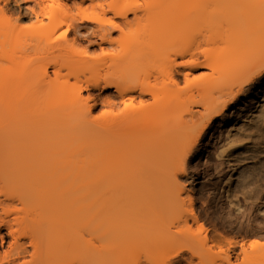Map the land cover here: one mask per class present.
I'll use <instances>...</instances> for the list:
<instances>
[{"label":"bare ground","instance_id":"6f19581e","mask_svg":"<svg viewBox=\"0 0 264 264\" xmlns=\"http://www.w3.org/2000/svg\"><path fill=\"white\" fill-rule=\"evenodd\" d=\"M4 1L7 2V0ZM33 1L39 6L41 13L55 6L66 7V4L60 5L59 0H49V5H44V0ZM83 1L81 0V3H76V5L81 8ZM139 1L134 0L131 3L118 5L109 3L108 6L113 14L107 21H112V23L106 22L98 28L88 29L87 36L94 39L88 41L87 45L99 46L101 50L99 54L109 58L108 65H104L105 68L101 67L93 71V64L94 61H98V56L93 55V57L91 54L90 56L85 50L84 53L82 52L85 54L82 57L84 59L79 63L77 71L75 70L77 74L83 75L82 79L78 80V91L69 92L72 94L70 95L68 89L65 90L64 87L62 91L60 90L61 93L54 90L55 93L61 94L60 96L57 94L58 97H56L54 93H51L53 100L50 95L46 97L47 100L42 99L41 102L42 97L40 96L42 95L39 96L37 93L36 97L33 93L34 95L26 101L28 102L26 109L21 110L18 109L20 99L16 97L19 82L14 70L16 60L14 61L11 52L14 47L12 45L14 35L9 28V22L6 21L9 18L5 17L6 10L0 7V18L5 17V21L0 19V57L1 53L5 54L7 62L5 67H0V249L7 243L5 244L6 249L2 251L3 254L0 252V264H82L85 261L84 264H87L89 262L87 260L95 256L91 252L110 251L116 243L118 234L110 231L108 227L103 207L107 203L103 195L96 196V188L103 189L127 168L130 170V168L141 165L142 169L152 177L165 179V176H168L166 177L169 180L168 187L171 184L170 192L177 197L176 200L183 201L184 197L189 199L188 192L184 190L185 186L177 179V173L181 174L185 170L183 163L186 154L209 127L214 117L219 116L236 92L242 90V85L238 86L239 88L237 87L235 91L227 87L233 75L250 74L246 82L254 81V66L258 65V60L261 61L260 56L259 59L258 56H254L256 39L254 23L249 26L252 28L248 31L242 32L241 30L238 35L231 30L232 33L228 32L223 35L221 26L225 24L227 28L233 29V26H237L245 18L250 20L248 16L254 14V6H258L260 10L263 9L259 13L264 14V0H239L243 2L235 5L238 8L231 6V2L234 3L235 0H147L143 3ZM13 3L18 17L34 11L32 8L21 7L17 4V0H13ZM226 3L236 9L230 11L226 8L225 13L218 15ZM138 12L140 15H137ZM154 13L156 17L152 18ZM128 14L133 15L134 21L138 18L143 19L141 15L146 16L147 14L153 21L150 22L151 25L147 21L152 30L150 27L146 28L149 29V33L143 35L139 31L127 35L122 34V26L130 23L127 19ZM61 22L52 21L48 31H53ZM67 27L72 26L67 24ZM76 28L77 26L72 28L75 33H77ZM113 32H119V37L116 38L118 40L115 39L116 42L112 38ZM47 36L49 35L44 37L45 42ZM199 36L201 39L198 38ZM117 41H120L121 48ZM121 41H125V44L123 45ZM103 44L112 45L111 47L118 45L121 50L107 55L108 51H103L105 49L102 48ZM167 44H171V46L168 45L171 49L168 50L169 53L165 50V52L159 51L167 47ZM65 47L53 44L48 39L45 49L53 52L61 51ZM241 48H246V51L250 50V53H245V51L238 54V49ZM57 56L55 55L58 59ZM55 59L53 58L51 63L57 72L58 63ZM159 60L167 62L166 71L155 68L161 63ZM196 68H205L208 72L189 78L191 71ZM45 71L44 69V74ZM85 71L89 72L88 75ZM152 73H154L153 78L151 77L153 82L149 80ZM258 74L264 75V68ZM158 75H163V79ZM182 81L187 85L197 82L202 90L216 88L217 95L214 97L201 96L197 100H192V98L184 99L176 96L178 92L170 93L177 90V86ZM83 87L84 89L88 87L114 88L116 96L120 97L118 100H121V105H123L122 110L116 116L114 115V119L112 118V122L101 129L103 131L100 132L97 140L100 146L98 145L99 155L96 159H93L95 146L92 142V144L89 143L90 145L85 144L87 145L85 148L82 144H80L82 147H74L61 143H35L32 134L26 139L18 137L15 124L16 114H90L88 113L90 106L84 101L85 99L83 100L79 91ZM165 87L169 89L164 92ZM225 95H229V100L219 102L220 98L222 99ZM148 97L152 99L150 102L159 105L156 109L145 112ZM114 104L112 103L111 107ZM183 105L186 111L185 114H180ZM192 105L200 106L208 114H196L192 110ZM165 109H173V113L162 114ZM38 123L37 121L33 124L37 127ZM262 129H264V109H258L250 115L247 124L238 126L235 133L226 136L227 146L221 148L222 150L220 149L217 154L220 158H226L227 168L230 171L226 181L229 182L232 179L233 182L241 183L243 177L240 178L241 173L239 172L241 171L239 170L254 165L261 157L264 158V150H259L263 146L260 143H264V135L263 139L260 137L262 136L260 133L263 134ZM124 143L126 145H123ZM143 147H148L149 150L153 147V149L141 159L138 155ZM135 151H138V155ZM126 152L129 154L127 155ZM164 155H169V162L158 164L159 159ZM98 170L102 171V175L96 178L93 172ZM109 194L112 197L113 193ZM139 195L138 197L136 195L134 199L137 208L145 205L144 198L149 197L145 193L143 195L147 197ZM96 197L100 203L98 211L95 210ZM149 205L148 203L146 209L152 210V206L150 205V208ZM218 237L212 238L211 243L223 241L230 246L234 245L231 239L220 234ZM253 241L256 242L255 245ZM246 244L251 251H264L262 240L254 239ZM81 245L84 246L81 247ZM159 253L162 252L159 251ZM240 253L242 255L248 253L244 244L240 245ZM90 254L93 255L89 256ZM81 255H83L82 259ZM230 256L226 254L224 260H229ZM105 264L109 263L105 261Z\"/></svg>","mask_w":264,"mask_h":264},{"label":"rangeland","instance_id":"374dc122","mask_svg":"<svg viewBox=\"0 0 264 264\" xmlns=\"http://www.w3.org/2000/svg\"><path fill=\"white\" fill-rule=\"evenodd\" d=\"M32 1L17 0V4H20L21 7L32 8L35 13L34 15L33 12H28L24 16L18 17V13H16L15 7L12 5L14 4L13 0H7V2L0 0V7L6 10L5 17H9V21L8 19L6 21L7 23L9 22V28L14 35L12 44L14 47H12V51H7H11L14 61L16 60V64L14 62V70L19 81L17 83L16 97L20 99L18 104V109L20 110L26 109L28 105L26 101L32 95L35 94L34 96H36L37 93L39 96L42 95L40 96V98L42 97L40 99L41 102L44 99L47 100L50 95L52 98L53 94L51 93H54L56 97L60 96L61 94L59 95L58 93H61L64 87L65 90L66 88L68 89V93L78 91V80L79 78L82 79L83 75L77 74L78 72L76 73V71L80 66L79 63L84 59L82 57L85 55L83 54L85 50L88 55L98 56V61H94L93 71L101 69V67L105 68L109 63V58L99 54L101 52L99 46L87 45L88 41L94 39L91 36H87L88 29L92 27L98 28L104 25L108 19H111L113 12L110 6H108L109 3H117L118 5L131 3L134 0H84L81 8L76 5V3H81V0H59L58 3L60 5L66 4L65 8L55 6L49 10L46 9L47 11L45 10L44 14L40 12L39 6L35 4L36 2ZM146 1L140 0L139 3ZM239 2V0H235L230 5L238 8L235 5L243 1ZM43 3L44 5H49L50 1L44 0ZM226 5L223 6L222 12H218V15H220L219 13H225L226 8L227 10L230 9V11L236 9L231 7L229 3H226ZM261 10L258 6H254V14L248 16L250 20L249 18H245L243 22L237 24V26H233V29L227 28L228 26L225 24H223L225 27L221 26L223 35L231 31H234L238 35L241 30L242 32L248 31L252 28L249 26L254 23V32H256L254 34H258L257 36L254 35L256 37V39L254 37V56H258V59L261 57V61L258 60V65L254 66L253 82H246L250 74L233 75L227 87L235 91L238 86L242 85V90L238 93L236 92V95L232 91L236 97L234 96L230 100L229 95H225L222 99L220 98L219 102L228 99V106L219 116L214 117L209 127L200 135L199 139L191 147V150L186 154L183 163L185 170L181 174L178 172V176H176L179 183L181 182L185 186L184 190L188 192L189 199L182 195L184 200L181 196L183 201H177V197L170 192L171 184L168 187L169 180L168 178L166 179L168 176H165V179L152 177L146 170L142 169L141 165L138 167H134V165L131 166L134 168L129 167L130 170L127 168V170L120 172L103 189L96 188V196L103 195L107 203H105V206L103 205L105 216L110 231L118 234L116 243L113 244L114 247L110 251L91 252L95 256L92 254L93 258L87 260V262L89 261L87 264H105V261L109 264H264V251H251L248 244H246L248 241L254 239L264 242V158H259L260 160H257L254 165H250L251 167L241 168L239 170L241 172H238L239 174L241 173V177L240 175L239 177L243 178L242 182L240 181L241 183H239L233 182L232 179L229 182L228 180L226 181L228 173L230 174L226 158H220L217 155L221 148L223 149L227 146V143L225 144L227 142L225 141L226 136L235 133L238 126L247 124L250 115L256 110L264 109V75L258 74L264 68V16L261 17L264 14L260 15L259 12ZM41 14L43 15L40 16ZM141 14L143 15L144 11ZM147 14L146 16L141 15L146 20L142 18L140 20L137 17L138 20L136 19V21L138 22L133 20L132 14H128L127 19L128 23H130L122 26V34L137 33L136 31L141 32L142 35L149 33V29L146 28H151L152 18H155L156 15L154 13L150 20V16H147ZM5 17L0 19L5 21ZM220 18L222 19V17ZM52 21L62 22L53 31L49 32L48 27ZM147 21L149 23L152 22L149 25ZM67 24H70L72 27L68 28ZM76 26L77 33L72 29ZM224 28L227 29L223 30ZM234 33L233 35H235ZM45 35H49L46 42L49 39L53 44L64 45L66 47L61 51H53L54 53L48 52L47 50L49 49H45ZM118 35L119 32H113L112 38L115 40L119 37ZM198 38L201 39L200 36ZM121 42L123 45L125 44V41ZM117 44L120 47V41H117ZM118 45L111 47L112 45L103 44L102 48H105L103 49V51L105 50L104 52L108 51L107 55H111L118 52ZM168 45L171 46V44H167V47L165 46L163 49L158 48L159 51L163 50V52L167 51L166 53H169L170 51L168 52V50L171 49ZM246 50V48H241L240 50L238 49L237 53L241 54ZM248 51L245 53L249 54L250 50ZM55 55H58V59ZM99 57L101 58L99 59ZM53 58L57 59V72H55L51 63ZM50 59L52 60L51 62ZM159 61L161 63L159 65L156 63L157 67L155 66V68L161 71L165 70V68L167 69V62ZM159 61L156 62L159 63ZM6 65L5 54L1 53L0 67H5ZM152 67L154 66L152 65ZM44 69L47 76L44 74ZM180 69L182 68L180 67ZM205 72H208L205 68H196L191 71L192 74L189 75V78L198 77ZM154 73L151 74L150 78ZM158 76L163 79V75ZM150 78L149 80L153 82V77ZM196 83L192 82L190 85H187L182 81L177 86V90H173L170 93L178 92L176 96L184 99L192 98V100H197L201 96L214 97L217 95L216 88L202 90L200 85ZM168 89V87H165L164 92ZM52 90L58 93L52 92ZM79 91L83 100L85 99L84 101L90 106V112H88L90 114H16L15 124L18 137L26 139L32 134L35 143H61L67 146L73 145L74 147L81 146L80 144H82L85 148L92 142L95 146L93 159H96V156L99 155L98 145L100 146V144L99 142L97 143V140L100 132L103 131L101 129H104L109 122H112V118L122 110L123 105H121V100H118L119 96H116L117 93L114 88L88 87L84 89L83 87ZM150 100L152 99L148 97V103L144 108L145 112H150L159 105L155 102L153 104ZM112 103H116L117 105L114 104L113 106L117 107H111ZM134 103L136 104L137 102ZM185 109L186 107L183 105L180 114H185ZM192 110L196 114H208V112L197 105H192ZM172 113L173 109H165L162 112V114ZM37 121L39 125L35 127L33 123ZM262 131L263 134L260 133L262 135L260 137L263 139L264 129ZM56 140L58 142H55ZM260 144H263V146L259 150H264V143ZM123 145L126 144L124 143ZM148 147L141 148L139 155L138 151H135V153L142 159L153 149L151 147L152 149L149 150L150 148ZM126 154L128 155L129 153L126 152ZM167 162H169V155H164L159 159L158 164H166ZM93 175L98 178L102 175V171H95ZM109 193H113L112 197L109 196ZM144 193L149 197L143 195ZM139 194L147 198L142 197L146 200L144 202V199H142L144 204H146L137 208L135 207L134 199ZM184 194L186 195V193ZM95 201V210L98 211L100 204L98 198ZM147 202L152 206L151 208L149 205L152 210L146 209L148 207ZM219 234L234 241V245L230 246L223 241L211 243L210 240L217 238ZM5 244L2 246L3 248L1 247L0 252L6 249ZM241 244L245 245L248 251L247 255L240 253ZM83 246L81 245V247ZM159 251L162 253H159ZM82 252L84 255V250ZM226 254L231 255L229 260H227L229 262L224 260L226 259ZM92 255L90 254L89 256Z\"/></svg>","mask_w":264,"mask_h":264},{"label":"snow or ice","instance_id":"6c2138e0","mask_svg":"<svg viewBox=\"0 0 264 264\" xmlns=\"http://www.w3.org/2000/svg\"><path fill=\"white\" fill-rule=\"evenodd\" d=\"M107 23H109V24H111L112 23V21H107ZM61 35H63V33H61ZM255 241H253V245H255Z\"/></svg>","mask_w":264,"mask_h":264}]
</instances>
